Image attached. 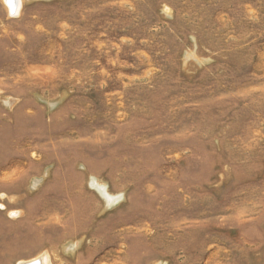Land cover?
Segmentation results:
<instances>
[{"label": "rangeland", "instance_id": "rangeland-1", "mask_svg": "<svg viewBox=\"0 0 264 264\" xmlns=\"http://www.w3.org/2000/svg\"><path fill=\"white\" fill-rule=\"evenodd\" d=\"M17 5L0 264H264V0Z\"/></svg>", "mask_w": 264, "mask_h": 264}, {"label": "bare ground", "instance_id": "bare-ground-1", "mask_svg": "<svg viewBox=\"0 0 264 264\" xmlns=\"http://www.w3.org/2000/svg\"><path fill=\"white\" fill-rule=\"evenodd\" d=\"M6 3L9 6V8H11V10H13V9L15 10V8L18 6L17 5V0H6ZM43 259H44V257H43ZM35 260H38L39 261V264H42V260H39V259H31L29 261H26L25 264L26 263L33 262Z\"/></svg>", "mask_w": 264, "mask_h": 264}, {"label": "water", "instance_id": "water-1", "mask_svg": "<svg viewBox=\"0 0 264 264\" xmlns=\"http://www.w3.org/2000/svg\"><path fill=\"white\" fill-rule=\"evenodd\" d=\"M26 264H39V261H38V260H35V261H33V262L26 263Z\"/></svg>", "mask_w": 264, "mask_h": 264}]
</instances>
